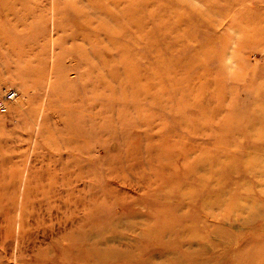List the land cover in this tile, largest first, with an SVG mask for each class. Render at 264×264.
<instances>
[{"label":"rangeland","instance_id":"1","mask_svg":"<svg viewBox=\"0 0 264 264\" xmlns=\"http://www.w3.org/2000/svg\"><path fill=\"white\" fill-rule=\"evenodd\" d=\"M81 8L0 0V202L5 184L16 200L0 264H264V0H114L112 36L104 13L90 16L102 30L81 25ZM31 161L81 176L79 248L17 241ZM109 240L143 261L97 262Z\"/></svg>","mask_w":264,"mask_h":264},{"label":"bare ground","instance_id":"2","mask_svg":"<svg viewBox=\"0 0 264 264\" xmlns=\"http://www.w3.org/2000/svg\"><path fill=\"white\" fill-rule=\"evenodd\" d=\"M113 1L114 0H78V3H82V8L79 9L78 11L81 12L79 14V17L81 18L80 19V24L81 25H85L86 28H88L90 31L91 30H95V31H100L103 29V27L101 26V24L99 23L100 21H98L99 24H94V21L92 19H90V16L93 14V15H96V13H104L102 16L106 22V27H105V30H106V33L109 34L108 36H112V28L115 27L114 25L112 27L109 26V20H110V16L112 15V5H113ZM85 7L87 9H85ZM52 12V11H51ZM76 13V12H75ZM78 13V12H77ZM76 13V14H77ZM88 14V15H87ZM99 15V14H98ZM98 15H96L98 17ZM101 15V14H100ZM99 15V16H100ZM100 16V17H102ZM99 17V18H100ZM125 17V16H124ZM98 19V18H97ZM102 19V18H101ZM146 19V18H145ZM127 20V19H126ZM213 22V21H212ZM144 23V22H143ZM52 24V23H51ZM140 24V23H139ZM142 25V24H141ZM93 26V27H91ZM126 27V25H125ZM122 28V27H121ZM139 28V27H138ZM124 29V28H123ZM137 29V28H136ZM135 29V30H136ZM141 29V28H140ZM125 30V29H124ZM134 31V30H133ZM82 33V32H81ZM90 33V32H89ZM82 37L79 38L81 39L82 41L84 42H88L90 40V37L88 34H85V32L82 33ZM91 35V33H90ZM128 35V34H127ZM99 38V37H98ZM81 45V44H80ZM49 47V46H48ZM52 48V47H51ZM107 49V48H106ZM52 57V55H51ZM185 60V59H184ZM146 64H147V61H145ZM182 63V62H181ZM145 64V63H144ZM176 68V67H175ZM142 69V66L141 68ZM12 72V71H11ZM50 72V71H49ZM217 73V72H216ZM138 74V72H137ZM208 74V73H207ZM135 76V75H134ZM137 76V75H136ZM135 76V77H136ZM139 76V75H138ZM133 77V76H132ZM228 77V76H227ZM205 78V77H204ZM237 78V77H236ZM132 79V78H130ZM134 79V77H133ZM195 79V78H194ZM49 80V79H48ZM191 82V81H190ZM93 84V83H92ZM47 88V87H46ZM120 88V87H119ZM118 88V90H119ZM205 89V88H204ZM234 90V89H233ZM236 91V89H235ZM238 91V89H237ZM131 92V91H130ZM215 92V91H214ZM16 93V92H15ZM230 93V92H229ZM206 94V93H205ZM215 94V93H214ZM225 94V93H224ZM232 94V93H231ZM139 95V94H137ZM235 95V94H234ZM23 96V95H22ZM134 96V95H133ZM140 96V95H139ZM236 96V95H235ZM234 96V97H235ZM45 97V96H44ZM228 97V96H227ZM233 97V96H232ZM237 97V96H236ZM24 98V97H23ZM82 99V98H81ZM142 99V98H141ZM16 100H19V99H16ZM45 100V98H44ZM129 100V99H128ZM235 100V99H234ZM133 101V100H132ZM1 103V102H0ZM261 103V102H260ZM23 104V103H22ZM20 104V105H22ZM215 104V103H214ZM256 104V103H255ZM43 105V104H42ZM254 105V103H253ZM258 105H261L259 104L258 102ZM198 106V105H197ZM253 107V106H252ZM254 107L256 108V106L254 105ZM254 107L251 109L253 110ZM42 108V107H41ZM258 108V107H257ZM209 109V108H207ZM41 110V109H40ZM210 110V109H209ZM259 110V109H258ZM257 110V111H258ZM255 111V110H254ZM41 112V111H40ZM210 112V111H209ZM217 113V112H216ZM254 113V112H253ZM262 113V112H261ZM260 113V114H261ZM251 113H249L250 115ZM144 116H145V112H144ZM165 116V115H164ZM263 116V115H262ZM146 117H148L146 115ZM260 116H258L259 118ZM166 118V117H165ZM251 118V116H250ZM249 118V119H250ZM146 119V118H145ZM149 119V118H148ZM147 119V120H148ZM200 119V118H199ZM210 119V118H209ZM248 119V120H249ZM39 121V119H38ZM51 121V120H50ZM149 121V120H148ZM167 121V120H165ZM233 121V120H232ZM231 121V123H232ZM251 122V120H249ZM259 121V120H258ZM170 122V121H169ZM173 122V121H172ZM171 122V123H172ZM182 122V120H181ZM255 122V121H254ZM38 123V122H37ZM158 123V122H157ZM170 123V124H171ZM253 123V122H252ZM251 123V124H252ZM258 122H256L257 124ZM182 124V123H181ZM260 124V123H259ZM258 124V125H259ZM151 125V124H150ZM173 125V123L171 124ZM170 125V126H171ZM233 125V124H232ZM257 125V126H258ZM263 125H264V122H263ZM153 126V125H152ZM158 126V125H157ZM166 126V125H165ZM164 126V127H165ZM247 126V125H246ZM255 127L254 129L256 130L257 126L255 125V123L252 125V127ZM161 127V125H160ZM167 127V126H166ZM165 127V128H166ZM226 127V126H225ZM250 127V125L248 126ZM251 127V128H252ZM154 128V127H153ZM151 129V128H150ZM157 129V128H156ZM167 129V128H166ZM221 129V128H220ZM224 129H227V128H224ZM224 129H222L221 131H223ZM253 129V128H252ZM251 129V130H252ZM259 129H260V126H259ZM258 129V130H259ZM162 130V129H161ZM170 130V128L168 129ZM202 130V129H201ZM255 130H252L253 132ZM257 130V132H258ZM262 130H263V127H262ZM167 131V130H166ZM174 131V130H173ZM199 131V130H198ZM220 131V132H221ZM229 131V130H227ZM176 132V131H175ZM246 132H247V129H246ZM256 132V131H255ZM164 133V132H162ZM169 133V132H168ZM228 133V132H227ZM251 133V132H250ZM263 133V132H262ZM261 133V135H262ZM166 134V133H164ZM237 134V133H236ZM167 135V134H166ZM238 135V134H237ZM260 135V134H259ZM258 136V137H262V136ZM151 136V135H150ZM174 136V135H173ZM240 136V135H238ZM250 136V135H249ZM253 136V135H252ZM255 136V135H254ZM264 136V135H263ZM147 137V136H146ZM149 137V136H148ZM237 137V136H236ZM66 138V137H65ZM143 138V137H142ZM175 138H178L176 137L175 135ZM239 138V137H237ZM240 138H242L240 136ZM253 137H251L252 139ZM114 139V138H113ZM156 139V138H155ZM164 139V138H163ZM166 139V138H165ZM255 139V137H254ZM259 139V138H258ZM240 140V139H239ZM114 141V140H112ZM166 142V141H165ZM169 142V141H168ZM167 142V143H168ZM158 143V142H157ZM166 143V144H167ZM178 143V142H177ZM114 143H112L113 145ZM148 144V143H146ZM169 144V143H168ZM167 144V145H168ZM177 145V144H176ZM180 145V144H179ZM234 145V144H233ZM236 145V144H235ZM111 146V144H110ZM108 146V147H110ZM146 146V145H145ZM162 147V146H161ZM175 147V146H174ZM264 147V146H263ZM111 148V147H110ZM157 148V147H155ZM159 148V147H158ZM255 148L257 150V147H253L254 151H255ZM175 149V148H174ZM248 149V148H247ZM104 150V149H103ZM147 150V149H146ZM162 150V149H161ZM169 150V149H168ZM105 151V150H104ZM179 151V150H178ZM261 151V150H260ZM1 152V151H0ZM149 152V151H148ZM161 152V151H160ZM246 152V151H245ZM258 152V151H257ZM257 152H254L255 154H258ZM155 153V152H154ZM139 154V153H138ZM162 154V153H161ZM136 155V154H135ZM140 155V154H139ZM148 155V154H147ZM247 155H248V152H247ZM156 156V155H155ZM166 156V155H165ZM171 156V155H170ZM260 156V154H259ZM258 156V157H259ZM157 157H159L157 155ZM175 157V156H174ZM202 157V156H201ZM225 157V155H224ZM257 157V158H258ZM143 158V157H142ZM170 158V157H169ZM168 158V159H169ZM173 158V157H172ZM226 158V157H225ZM262 158V157H261ZM1 160V159H0ZM227 160V159H226ZM2 161V160H1ZM170 161V159H169ZM225 161V160H224ZM245 161V160H244ZM33 161H31L29 163V165L27 166V172H26V178H25V182L23 184V189H22V192L20 193V201L19 202V206L17 207L18 209V220H17V223H18V226L16 228H18V234L17 236V241L18 242H21V243H26L27 245H30L31 247H34L36 246L37 243H45L46 242V238L49 237V239L51 240V244H55V245H59V244H62L63 241L65 240H71V242L74 241V245H73V248L76 249V248H79L80 246V240L82 237V231H81V227H82V206H83V200H82V188H81V184H80V181H81V176L79 174H76L74 176V179L71 180V179H68V177H66L67 173H61V175L59 176L58 172L56 170H54L49 163H46L44 164V166H46L45 169H42L40 170L42 166V164L39 166V167H36L34 163H32ZM264 163V161H262ZM176 163V162H175ZM246 163V162H245ZM262 163V166L264 165ZM9 164V163H8ZM173 164V162H172ZM234 164V163H233ZM6 166V165H5ZM10 166V165H9ZM8 166V167H9ZM245 164L243 165V168H244ZM255 166V165H254ZM33 167H36L37 170H35ZM56 167V165H55ZM54 167V168H55ZM186 167V165L184 166ZM239 167V166H238ZM256 167V166H255ZM199 168V167H198ZM185 169V168H184ZM187 169V168H186ZM240 169V168H239ZM262 169V168H261ZM15 170V169H13ZM177 170V169H176ZM192 170V169H190ZM235 170V169H234ZM245 170V168L243 169ZM18 171V170H17ZM22 171V170H21ZM238 171V169H237ZM258 171V170H257ZM256 171V172H257ZM194 172V171H193ZM233 172V171H232ZM235 172V171H234ZM243 172V171H242ZM255 172V173H256ZM262 172H263V169H262ZM198 173V171H197ZM201 173V174H200ZM206 173V172H205ZM219 173V172H218ZM250 173V171H249ZM25 174V173H24ZM183 174V173H182ZM200 175H202V172H199ZM239 174V173H237ZM245 174V172H244ZM21 175V174H20ZM205 175V174H204ZM262 175L264 176V172L262 173ZM260 175V176H262ZM174 176V174H173ZM190 176V175H189ZM243 176V175H242ZM255 175H253L254 177ZM256 176H257V173H256ZM259 176V177H260ZM201 177V176H200ZM203 177V176H202ZM209 177V176H208ZM207 177V178H208ZM248 177V176H247ZM21 178V177H20ZM262 178V177H261ZM13 179V178H12ZM174 179V178H173ZM260 179V178H259ZM258 179V180H259ZM203 180V179H202ZM243 180V179H242ZM258 180H257V185H258ZM263 180V179H262ZM201 181V180H200ZM244 181V180H243ZM248 181V180H247ZM212 182V181H211ZM245 182V181H244ZM2 183V182H1ZM179 183V182H178ZM233 183V182H232ZM261 183V182H260ZM211 184V183H210ZM234 184V183H233ZM212 185L214 186V184L212 183ZM211 185V187H212ZM241 185V182L240 184ZM243 186V184L241 185ZM240 187V186H239ZM243 187H246L245 185ZM184 188V187H183ZM227 188V186H226ZM225 188V189H226ZM241 188V187H240ZM239 188V189H240ZM137 189V188H136ZM218 190V189H217ZM220 190V189H219ZM228 189H226L227 191ZM232 190V189H230ZM13 191H14V187L12 188H9V186L6 184L4 185L3 187V190H2V200L0 202V216H3L4 217V220L6 221L7 225L9 226V224L12 222V217L10 215L11 211L13 210L14 206H15V198H14V195H13ZM21 191V190H20ZM224 191L223 189L218 191V192H221L223 194ZM217 192V193H218ZM221 193H219L220 195H222ZM227 194H228V191H227ZM230 195V194H229ZM229 195H226V198H228L227 196ZM16 196V195H15ZM121 196V195H119ZM224 196V195H223ZM222 196V197H223ZM235 196V195H234ZM99 197V196H98ZM97 197V198H98ZM105 197V196H104ZM128 197V196H127ZM220 197V196H219ZM221 197V198H222ZM231 197V196H230ZM237 197V200L240 202V200L242 199L239 195L236 196ZM238 197H240L241 199H238ZM19 198V197H18ZM124 198V196H123ZM225 198V196H224ZM223 198V199H224ZM225 198V199H226ZM229 199V198H228ZM227 200V199H226ZM243 200V199H242ZM234 201V200H233ZM17 202V203H18ZM232 202V201H231ZM99 203V202H98ZM238 203V202H237ZM216 204V203H215ZM236 204V203H235ZM222 205V204H221ZM87 206V204H86ZM236 206V205H235ZM92 207V205H91ZM221 207V206H220ZM231 207V206H230ZM233 207V206H232ZM239 207V206H238ZM206 209H208V207H206ZM231 209V208H229ZM228 209V210H229ZM93 209H91L92 211ZM164 210V209H163ZM93 212V211H92ZM233 212V211H232ZM235 212V211H234ZM94 213V212H93ZM95 213H97L95 211ZM211 214V213H210ZM209 214V215H210ZM234 214V213H233ZM232 214V215H233ZM140 215V214H139ZM204 215V214H203ZM122 216V215H121ZM206 216V215H205ZM242 216V215H241ZM235 217V215H234ZM145 219V218H144ZM233 219V218H232ZM0 220H3L1 219L0 217ZM122 220V219H121ZM124 220V219H123ZM127 220V219H126ZM131 220V219H129ZM135 220V219H134ZM139 220V219H138ZM146 220V219H145ZM143 220V221H145ZM234 220V219H233ZM118 221V220H117ZM116 221V222H117ZM128 221V220H127ZM147 221V220H146ZM208 221V220H206ZM3 222V221H1ZM111 224H112V220L110 221ZM120 222V221H119ZM118 222V223H119ZM238 222V221H237ZM126 223V221H125ZM148 223V222H147ZM239 223V222H238ZM122 223L120 222V225ZM141 224V223H140ZM143 224V223H142ZM85 225V224H84ZM83 225V226H84ZM113 225V224H112ZM127 225H128V222H127ZM131 225V224H130ZM134 225V223H133ZM145 225V224H144ZM162 223L159 224V226H161ZM123 226V225H122ZM3 227V225H2ZM1 227V223H0V228ZM117 227V226H116ZM145 227V226H144ZM148 227V225H147ZM110 228V227H109ZM122 228V227H121ZM149 228V227H148ZM147 228V229H148ZM159 228V227H158ZM3 229V228H2ZM105 230H107L106 228H104ZM124 229V228H123ZM136 229V228H135ZM139 229V228H138ZM128 230V229H127ZM131 230V229H130ZM140 230V229H139ZM185 230V229H184ZM3 231V230H2ZM84 231V230H83ZM96 231V230H95ZM153 231V229H152ZM158 231V230H157ZM163 228H162V232H163ZM87 232V231H86ZM137 232V231H136ZM191 232V231H190ZM212 233V231H210ZM17 233V232H16ZM93 233V232H92ZM91 233V235H92ZM138 233V232H137ZM145 233V232H144ZM143 232L142 233H138L139 237H141L142 235H146L147 236H151V238L153 239H156V235L153 233V232H150V230H147V232L144 234ZM183 233L185 232H180L181 235H184ZM192 233V232H191ZM262 233V232H261ZM260 233V234H261ZM3 234V233H2ZM120 233H118V236H119ZM135 234V233H134ZM172 234V233H170ZM12 233L10 230H8V234H6V238L8 239V241H10L9 237H11ZM89 235V234H88ZM97 235V232L96 234ZM116 235V234H115ZM115 235L113 236V238L115 237ZM122 235V234H121ZM126 235V234H125ZM179 235V234H178ZM196 235V234H195ZM109 236V235H108ZM112 236V235H111ZM110 236V237H111ZM128 236V235H127ZM130 236V235H129ZM128 236V237H129ZM160 236V234H159ZM158 236V237H159ZM171 236V235H170ZM1 237V236H0ZM3 237V235H2ZM93 237V236H92ZM96 237V236H95ZM98 237V236H97ZM180 237V236H179ZM203 237V236H202ZM91 238V237H90ZM116 238V237H115ZM114 238V239H115ZM48 239V238H47ZM87 239V238H86ZM113 239V240H114ZM128 239V238H127ZM126 239V240H127ZM91 240V239H90ZM89 240V241H90ZM106 240V239H105ZM130 240V239H129ZM132 240V239H131ZM205 240V239H204ZM208 240V239H206ZM205 240V241H206ZM16 241V239H15ZM99 241V240H98ZM101 241V240H100ZM111 240L109 241H105L103 244H99L98 242V245H100L99 247L94 243V246L91 248V252L93 253V255L95 256L97 262H103L104 260H109L110 258H113L112 260H114V257H127L128 259L127 260H131L132 262H142L143 260L140 259V254L142 252V249L141 247L139 248L138 247V253L135 251V252H130V251H133L131 249H129L130 246H121V247H117L115 245H113L112 243H110ZM117 241V239H116ZM133 241H137V240H133ZM132 241V242H133ZM157 241V239L155 240ZM204 241V242H205ZM119 242V241H118ZM138 242V241H137ZM167 242V241H166ZM194 242V241H193ZM209 242V241H208ZM9 243V242H8ZM11 243V242H10ZM135 243V242H134ZM169 243V242H168ZM67 244V243H66ZM157 244V243H156ZM164 244V243H163ZM158 245V244H157ZM162 245V244H161ZM166 245V244H165ZM181 245V244H180ZM185 245V243H184ZM243 245V244H242ZM241 245V246H242ZM263 245V244H262ZM8 246V245H7ZM168 246V244H167ZM183 247V245H182ZM188 247V246H187ZM187 247H185L187 249ZM191 247V245H190ZM202 247V246H201ZM9 248V247H8ZM136 248V247H135ZM166 248V247H165ZM15 249V247H14ZM29 249V248H28ZM37 249V248H36ZM241 249V248H240ZM9 250H11L9 248ZM170 250V249H169ZM173 250V249H171ZM202 250V249H201ZM8 252V251H7ZM16 252V251H15ZM89 252V251H88ZM166 252V251H165ZM164 252V253H165ZM168 252V255L170 253H173V251L169 253ZM190 252V253H189ZM189 252H185L184 254L188 253V257H190L192 254L191 251ZM193 252V251H192ZM163 253V254H164ZM176 253V252H174ZM15 254V253H14ZM167 255V253H165ZM183 254V256H184ZM142 255V254H141ZM172 255V254H171ZM205 255V254H204ZM65 256H68V254H66ZM151 255H149L148 257H150ZM155 256V255H154ZM176 256V255H175ZM195 256V255H194ZM201 255H199L198 257H200ZM203 256V255H202ZM181 257V256H180ZM185 259L187 256H184ZM182 257V261L184 260ZM192 257V256H191ZM206 257V256H204ZM151 258V257H150ZM153 258V257H152ZM178 258V257H177ZM175 259V258H174ZM191 259V258H190ZM194 259V257H193ZM196 259V258H195ZM240 259V258H239ZM118 260V259H117ZM125 260V259H123ZM177 260V259H176ZM180 260V261H181ZM204 260V259H203ZM151 261V260H150ZM174 261V260H173ZM210 261V260H209ZM262 261V260H261ZM113 262V261H111ZM241 262V261H240ZM179 263V262H178ZM242 263V262H241ZM114 264V263H113ZM254 264V263H253ZM256 264V263H255ZM259 264V263H258Z\"/></svg>","mask_w":264,"mask_h":264},{"label":"built area","instance_id":"3","mask_svg":"<svg viewBox=\"0 0 264 264\" xmlns=\"http://www.w3.org/2000/svg\"><path fill=\"white\" fill-rule=\"evenodd\" d=\"M16 94H17V92L15 93V92H14V89H9V90L5 93L4 97H5V99H12V98L15 97Z\"/></svg>","mask_w":264,"mask_h":264}]
</instances>
